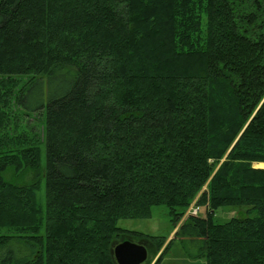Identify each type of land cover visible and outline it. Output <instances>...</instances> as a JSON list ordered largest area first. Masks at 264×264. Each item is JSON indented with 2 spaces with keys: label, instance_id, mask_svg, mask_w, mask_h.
<instances>
[{
  "label": "trees",
  "instance_id": "obj_1",
  "mask_svg": "<svg viewBox=\"0 0 264 264\" xmlns=\"http://www.w3.org/2000/svg\"><path fill=\"white\" fill-rule=\"evenodd\" d=\"M257 163L264 0H0V264H117L126 240L158 264L176 238L207 264H264ZM158 206L169 243L119 227Z\"/></svg>",
  "mask_w": 264,
  "mask_h": 264
},
{
  "label": "rangeland",
  "instance_id": "obj_2",
  "mask_svg": "<svg viewBox=\"0 0 264 264\" xmlns=\"http://www.w3.org/2000/svg\"><path fill=\"white\" fill-rule=\"evenodd\" d=\"M40 119L41 118L39 117V115L36 114L31 117L25 118V122L29 121V123L26 125L27 131L31 130L32 133L38 132L40 130ZM257 164H264V163H257ZM257 164L253 165L255 169H264L261 168L263 167V165L258 166ZM42 166L45 167V156L42 157ZM39 173L42 174V169H40ZM20 174L16 176L15 174H13L11 170H8L5 176L9 181L12 182L18 181L24 184H30L33 183V181H35L36 172L34 171L28 170L22 175ZM44 186H45V181L43 180L42 190L44 189ZM205 208L206 207L201 208V212L199 216H203V217L205 216L206 214ZM232 215L233 213L219 211L216 220L218 222L224 223L227 220H229V218H231ZM243 216L242 213L238 212L237 217H243ZM119 227L155 237H165L167 238L168 243L170 242L171 239L174 238V234L172 236L171 234L174 232L175 226L174 223L171 221L168 208L164 206H158L153 208V215L150 219L121 220L119 222ZM152 254H150V259L148 262H146V264L151 263L152 260L154 259ZM158 264H207V262L205 259L189 258L184 251L181 241L179 240V238H176L173 240L169 249L163 255L162 259Z\"/></svg>",
  "mask_w": 264,
  "mask_h": 264
},
{
  "label": "water",
  "instance_id": "obj_3",
  "mask_svg": "<svg viewBox=\"0 0 264 264\" xmlns=\"http://www.w3.org/2000/svg\"><path fill=\"white\" fill-rule=\"evenodd\" d=\"M117 264H144L148 259V249L144 244L126 240L113 249Z\"/></svg>",
  "mask_w": 264,
  "mask_h": 264
},
{
  "label": "built area",
  "instance_id": "obj_4",
  "mask_svg": "<svg viewBox=\"0 0 264 264\" xmlns=\"http://www.w3.org/2000/svg\"><path fill=\"white\" fill-rule=\"evenodd\" d=\"M198 212H199V209H198V208H196V209H194V210L192 211V213H193L194 215L198 214Z\"/></svg>",
  "mask_w": 264,
  "mask_h": 264
},
{
  "label": "crops",
  "instance_id": "obj_5",
  "mask_svg": "<svg viewBox=\"0 0 264 264\" xmlns=\"http://www.w3.org/2000/svg\"><path fill=\"white\" fill-rule=\"evenodd\" d=\"M175 232V231H174ZM174 232L171 234V236L174 234Z\"/></svg>",
  "mask_w": 264,
  "mask_h": 264
}]
</instances>
